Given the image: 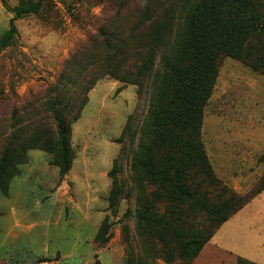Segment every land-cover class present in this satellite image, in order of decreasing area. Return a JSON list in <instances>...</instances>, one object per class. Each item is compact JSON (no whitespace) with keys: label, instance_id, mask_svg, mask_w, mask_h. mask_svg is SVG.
<instances>
[{"label":"rangeland","instance_id":"obj_1","mask_svg":"<svg viewBox=\"0 0 264 264\" xmlns=\"http://www.w3.org/2000/svg\"><path fill=\"white\" fill-rule=\"evenodd\" d=\"M36 1L0 0V40L10 29V21L15 17L13 10ZM138 1L144 3L145 0H134ZM169 8L158 22L168 21ZM129 11L130 4L123 1L48 0L37 14L23 15L15 21L17 34L14 42L0 53V148L5 139L15 132L17 123L12 126L14 122L20 126L22 123L21 129L28 126L24 122L30 120L32 109L42 115L46 124L44 134H56L51 114L46 108L48 91L63 81V75L78 74L68 68L71 58L81 52L92 38L102 43L104 30L117 26L122 30L118 31L119 37L130 41V46L123 47L124 54L119 65L114 66L117 72H125L122 64L128 49H137L141 58V49H148L146 43H149L150 32L143 27L129 35L128 25H133ZM98 48L94 52L101 50L102 45ZM80 60L85 64L83 58ZM156 63L158 65L159 60ZM154 92L149 88L138 104L134 86H123L108 78L90 92L80 118L69 124V128L72 125L71 147L75 154L68 175L71 197H66L68 208L58 227H54L57 210L52 214L54 203L48 198H55L59 184L64 180H61L59 170L50 164L53 160L50 155L39 150L29 152V163L21 166L22 183H17L19 179H16L12 191L20 196V201L23 198L28 201L27 195H34L35 198L48 196L44 206L51 211L52 225L48 228L51 241L45 254L49 259L56 258L59 248L62 264H197L210 257L217 260L216 264H221V256H211L204 249L193 262L180 259L177 245L185 240L188 231L179 236L180 239L171 235L169 245L141 237L137 219L141 200H138L135 179L131 177L130 159L138 138L130 148L126 164L118 170V177L126 186L125 198L109 211L111 179L108 173L122 148L118 140L136 107L141 113L140 125L143 124ZM201 141L214 176L221 185L242 195L255 193L261 187L264 180L262 71L237 58L225 57L222 60L204 111ZM192 183L188 195L182 196L185 201H191L192 192L200 195L199 186L194 185V181ZM146 196L148 202L160 201L156 196ZM160 208V213H163L167 203H161ZM211 208L194 207L190 210L184 207L180 218L186 226L191 225L197 232L205 230L208 235L215 230L218 218L223 215L217 214L218 218L214 220V214L208 215ZM84 215L88 216L87 221L83 219ZM173 217L175 215L168 210L164 220L171 222ZM104 220L109 223V242L94 243ZM233 224L231 222L224 227L221 235L230 237L234 244L236 230ZM237 233L240 234L241 230ZM101 251L103 253H98ZM170 257L173 261L168 263ZM231 258L239 264L238 257ZM225 264L229 263L225 261Z\"/></svg>","mask_w":264,"mask_h":264},{"label":"trees","instance_id":"obj_2","mask_svg":"<svg viewBox=\"0 0 264 264\" xmlns=\"http://www.w3.org/2000/svg\"><path fill=\"white\" fill-rule=\"evenodd\" d=\"M47 1L22 4L13 10L15 17L0 40V53L14 42L15 21L23 15L37 14ZM115 1L130 4L133 25H128L129 35L143 27L148 29V49H141V58L137 49H128L122 64L125 72H117L114 66L119 65L123 47L130 46V41L121 39L118 33L121 29L114 26L102 32V43L92 38L75 54L68 68L78 74L63 75V81L48 91L46 108L56 134H44L46 124L36 109H32L30 120L24 122L27 127L21 129L22 123L21 126L13 123L12 126L17 123L15 132L0 148V191L8 194L11 182L21 175V166L29 163L28 154L33 150L50 155L53 159L50 164L64 180L75 157L69 124L80 118L90 92L99 82L108 78L123 86H134L138 104L152 88L155 92L143 124L140 125L141 113L136 107L118 140L122 148L108 173L111 179L109 211L125 198L126 186L118 177V170L126 164L130 148L138 138L130 159L131 177L135 179L138 200H141V209L137 211L141 237L169 245L171 235L180 239L188 231L185 240L177 245V255L193 262L219 228L264 191V180L255 193L248 195L221 185L201 141L204 111L222 60L237 58L264 73V0ZM167 8L168 21L158 22ZM99 45H102V55L101 50L94 52ZM193 181L199 186L200 195L192 192L191 201H185L182 196L188 195ZM146 194L160 201L148 202ZM164 202L167 208L160 213V204ZM184 207L190 210L212 207L208 215L214 214V220L217 214L223 215L218 218L215 230L206 235L205 230L197 232L191 225L186 226L180 218ZM168 210L175 215L174 221L164 220ZM110 235L109 223L104 220L94 243L106 244ZM239 259V264H253ZM172 261L173 257L167 260Z\"/></svg>","mask_w":264,"mask_h":264},{"label":"crops","instance_id":"obj_3","mask_svg":"<svg viewBox=\"0 0 264 264\" xmlns=\"http://www.w3.org/2000/svg\"><path fill=\"white\" fill-rule=\"evenodd\" d=\"M69 173L59 184L55 198H52L53 196L35 198L34 195H27L28 201L27 198L20 201V196L13 193L12 188L16 179H19L17 183H22L20 179L22 171L21 175L11 182L7 195H3L0 191V264H62L59 248L56 251V258L51 260L45 255L48 253L51 241L48 228L52 223L51 211L46 210L44 203L48 199L49 202L54 203L52 214L57 210L54 227H58L68 208L66 197L71 194L68 191V188H71ZM83 219L87 221L88 216L84 215ZM231 222H234L232 227L236 230L234 244L230 237L221 235L224 227ZM247 222L249 223L246 224ZM237 230H241V233L238 234ZM204 251L211 256H221V264H225V261L235 264L236 259L231 258L233 256L246 259L253 264H264V191L225 222L205 245ZM216 263L217 260L213 257L197 262V264Z\"/></svg>","mask_w":264,"mask_h":264}]
</instances>
